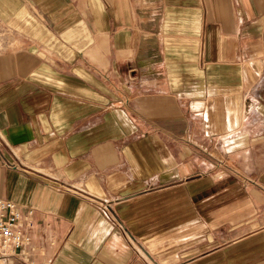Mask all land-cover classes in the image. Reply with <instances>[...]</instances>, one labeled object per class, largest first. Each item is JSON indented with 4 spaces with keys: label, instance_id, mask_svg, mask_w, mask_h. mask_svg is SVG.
<instances>
[{
    "label": "crops",
    "instance_id": "obj_1",
    "mask_svg": "<svg viewBox=\"0 0 264 264\" xmlns=\"http://www.w3.org/2000/svg\"><path fill=\"white\" fill-rule=\"evenodd\" d=\"M0 26L30 236L0 264H264V0H0Z\"/></svg>",
    "mask_w": 264,
    "mask_h": 264
},
{
    "label": "built area",
    "instance_id": "obj_2",
    "mask_svg": "<svg viewBox=\"0 0 264 264\" xmlns=\"http://www.w3.org/2000/svg\"><path fill=\"white\" fill-rule=\"evenodd\" d=\"M31 212L32 210H29L28 215ZM21 217L22 214L15 202L0 197V255L22 252L29 245L30 236L23 233L18 226Z\"/></svg>",
    "mask_w": 264,
    "mask_h": 264
},
{
    "label": "rangeland",
    "instance_id": "obj_3",
    "mask_svg": "<svg viewBox=\"0 0 264 264\" xmlns=\"http://www.w3.org/2000/svg\"><path fill=\"white\" fill-rule=\"evenodd\" d=\"M3 38H4V29H2V27L0 26V45L2 43Z\"/></svg>",
    "mask_w": 264,
    "mask_h": 264
}]
</instances>
